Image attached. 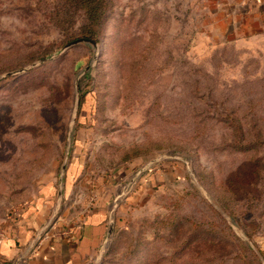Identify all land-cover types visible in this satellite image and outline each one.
Here are the masks:
<instances>
[{
    "label": "rangeland",
    "instance_id": "1",
    "mask_svg": "<svg viewBox=\"0 0 264 264\" xmlns=\"http://www.w3.org/2000/svg\"><path fill=\"white\" fill-rule=\"evenodd\" d=\"M204 1L0 0V232L71 165L68 217L160 159L86 264H264V39L217 43Z\"/></svg>",
    "mask_w": 264,
    "mask_h": 264
},
{
    "label": "crops",
    "instance_id": "2",
    "mask_svg": "<svg viewBox=\"0 0 264 264\" xmlns=\"http://www.w3.org/2000/svg\"><path fill=\"white\" fill-rule=\"evenodd\" d=\"M199 6L201 15L216 23L211 32L219 37L217 43L252 47L264 39V0H205ZM173 162L147 170L139 179L138 189L150 190L172 179ZM76 172L77 168L71 165L58 184L54 183V178L39 184L32 196L9 215L0 232L1 260L7 264H19V260L22 264H86L97 255L105 239L122 226L124 219L119 214L115 215L111 229L108 224V204L112 196L109 183L104 189H98L88 208L82 206L85 202L80 200L78 207H83L82 210L74 208L73 216L65 215L64 208L67 205L71 208L72 200L74 202ZM128 198L122 199V205L125 206ZM60 206L63 211L55 219ZM119 207L120 211L124 210L123 206ZM65 226L70 229V235H55V230Z\"/></svg>",
    "mask_w": 264,
    "mask_h": 264
},
{
    "label": "built area",
    "instance_id": "3",
    "mask_svg": "<svg viewBox=\"0 0 264 264\" xmlns=\"http://www.w3.org/2000/svg\"><path fill=\"white\" fill-rule=\"evenodd\" d=\"M158 160L160 159H151L148 162H146L144 165H141L139 169H137L129 178L128 183L119 191L117 192L111 202V206L108 209V220L109 221H114L115 215L117 214L118 207L122 201L123 198L127 197L130 193L131 190L138 189L140 184H139V179L140 177L147 171L149 170L153 165H155ZM55 235L57 234H65V235H70V229L68 227H63L59 228L58 230H55Z\"/></svg>",
    "mask_w": 264,
    "mask_h": 264
},
{
    "label": "water",
    "instance_id": "4",
    "mask_svg": "<svg viewBox=\"0 0 264 264\" xmlns=\"http://www.w3.org/2000/svg\"><path fill=\"white\" fill-rule=\"evenodd\" d=\"M81 41H86V40H85V39H77V40H74V41H72L71 43H69L68 46H69V45H73V44L78 43V42H81ZM108 224H109L110 229H111V228H112V225H113V221H109ZM48 225H49V222H48L45 226H43V228H42V230L40 231V233H42V232L44 231V229H45ZM109 233H111V230L109 231ZM109 236H110V235H109ZM109 236H108V237H109ZM108 237H107V238H108ZM107 238L105 239V241L107 240ZM105 241H104V242H105Z\"/></svg>",
    "mask_w": 264,
    "mask_h": 264
},
{
    "label": "trees",
    "instance_id": "5",
    "mask_svg": "<svg viewBox=\"0 0 264 264\" xmlns=\"http://www.w3.org/2000/svg\"><path fill=\"white\" fill-rule=\"evenodd\" d=\"M87 36L90 37V38H93V37H94L93 31H88V35H87ZM0 261H1V263H3V264H7L6 261H3V260H1V259H0Z\"/></svg>",
    "mask_w": 264,
    "mask_h": 264
}]
</instances>
